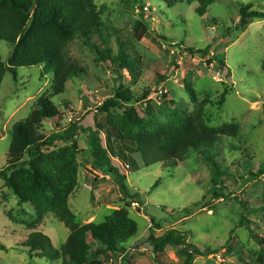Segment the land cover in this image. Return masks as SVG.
<instances>
[{
	"label": "rangeland",
	"instance_id": "374dc122",
	"mask_svg": "<svg viewBox=\"0 0 264 264\" xmlns=\"http://www.w3.org/2000/svg\"><path fill=\"white\" fill-rule=\"evenodd\" d=\"M94 3L104 27L92 38V43L100 49L109 47L115 54L125 44L132 60L138 63L136 77L131 78L127 72L118 74L107 56L99 61L97 51L77 37L69 53L85 74L72 78L66 92L52 98L60 116L45 123L38 134L53 136L64 132L72 122L98 130L96 118L104 122L105 116L95 115L94 99L98 95L104 102L111 99L120 84L137 95L149 92L150 96L139 106L161 124L173 121L176 113L186 115L201 110L212 128L225 125L238 128L235 136L229 133L232 136L225 137L211 151L234 178L235 188L230 185V198L216 197L211 190L212 170L196 152L176 167L164 163L145 167L141 156L133 154L139 169L125 171L129 193H123L107 176L86 186L89 182L84 176L92 173L93 168L89 159L84 158L80 160L83 175L80 173L76 197L70 198L72 211L83 224L103 223L113 212L125 207L129 196L138 195L141 207L135 208L129 201L130 217L137 221L140 233L129 242L134 255L128 256V264H184L178 249L173 247L159 254L160 263L152 257L146 232L161 234L171 229L190 232V241L203 253L208 248L219 250L218 254L197 255L193 264H264L260 244L264 240V20L242 27L239 18L240 7L249 4L253 10L264 13V0H218L203 16L196 12L200 7L196 0H94ZM140 17V24H136ZM229 28L231 33H227ZM209 46L212 64L187 51ZM0 54L4 61H9L10 45L0 41ZM219 64L226 66L224 71L216 69ZM43 70L18 69V80L10 73L0 87V171L8 165L9 130L30 117L41 96L51 94L53 73ZM218 71L223 72L218 75ZM188 86L194 95L191 96ZM225 92H228L226 101L220 106ZM164 95L176 102L169 106L170 111ZM90 135L88 130L82 137L78 133L81 146L87 150ZM100 137L105 146V136ZM247 169L261 176L249 180L242 175ZM152 219L161 224L162 231H158ZM34 232L50 237L57 248L70 234L53 214L38 223L33 206H21L0 178V264H60L30 257L22 244ZM113 260V264H122L119 258Z\"/></svg>",
	"mask_w": 264,
	"mask_h": 264
},
{
	"label": "trees",
	"instance_id": "16d2710c",
	"mask_svg": "<svg viewBox=\"0 0 264 264\" xmlns=\"http://www.w3.org/2000/svg\"><path fill=\"white\" fill-rule=\"evenodd\" d=\"M196 1L200 5L196 12L203 16L207 14L208 7L218 0ZM239 18L242 27H245L251 22L264 20V13L253 10L249 4L240 7ZM141 19L136 20V24H140ZM103 27L94 0H0V41L6 42L12 50L7 62L0 54V87L10 73L18 80L17 71L21 68H44V72L49 70L53 73L51 94L41 96L30 117L17 122L9 130L11 144L8 165L0 171V178L18 198L19 204L33 206L38 223L53 214L70 231L60 248L55 247L50 237L42 232L30 234L22 245L29 250L31 258L37 256L50 263L60 264H110L115 257L124 256L122 264H128V256L134 255L128 245L139 235L140 229L137 221L130 217L129 201L141 207L138 195L129 196L125 207L113 212L103 223L94 221L83 224L72 211L70 198L76 197L83 165L80 160L84 158L89 159L93 172L99 173L102 178L110 177L123 193H129L125 171L139 169L133 154L141 156L145 167L160 163L176 167L196 152L212 170L211 190L214 195L220 198L232 196L230 185L233 186L235 180L227 174L211 151L225 137L235 136L238 128L229 125L212 128L201 110L186 115L176 113L173 121L161 124L152 114L146 115L139 106L150 96L149 92L137 95L133 90H124L123 85L118 84L117 94L106 100L95 112V115L99 113L105 116L104 122L96 118L98 130L84 128L81 122H72L64 132H57L53 136L38 134L39 128L45 123L57 120L60 116L52 98L64 94L72 78L85 74L84 68L73 61L69 53V47L77 37L83 38L85 44L97 51L99 61L107 56L118 74L127 72L131 78L136 77L138 63L132 60L125 44H121L115 54L109 47L100 49L92 43V38L99 35ZM231 32L229 28L227 33ZM187 51L197 53L212 64L213 60L208 58L212 47L204 50L187 48ZM216 67L224 71L223 67L226 66L219 64ZM223 71H218V75ZM188 91L191 96L194 95L191 86H188ZM227 94L225 92L221 96L220 106L224 105ZM164 99L167 100L165 104L168 109L170 105L176 104L174 100H168L166 95ZM116 109L122 112L115 113ZM87 130L91 132L87 137L88 150L81 146L78 139V133L82 137ZM231 132L232 135L229 134ZM101 134L106 138L105 146ZM62 143L65 146H59ZM242 175L248 176L249 180L261 176L248 169ZM86 178L89 183L85 184L91 185L102 179L98 177L93 181L89 174ZM152 222L158 231H162L161 224L156 223L155 219ZM247 229L254 237H259L251 226ZM190 236V232L179 229L161 234L152 230L146 232L152 257L157 263H160L159 254L169 247L178 249L184 264H193L197 255L219 253V250L212 248L203 253L190 241ZM260 244L264 253V240H260Z\"/></svg>",
	"mask_w": 264,
	"mask_h": 264
},
{
	"label": "built area",
	"instance_id": "2783aa9c",
	"mask_svg": "<svg viewBox=\"0 0 264 264\" xmlns=\"http://www.w3.org/2000/svg\"><path fill=\"white\" fill-rule=\"evenodd\" d=\"M103 103H104V100H103L99 95L95 97V99H94V104H95V106H94V107H95L96 112H97V108H98L99 106H102ZM94 112H95V111H94ZM88 174H89V176L92 178L93 181L96 180L98 177L102 178V176H101L99 173L95 172V171L92 172V173L88 172ZM85 185L88 186V185H90V184H85ZM133 206H134L135 208H137V207H139V204H138V203H134ZM131 253L133 254V252H131ZM123 257H124V256H120V258H119L120 262H122ZM113 261H114V260H111V261H110V264H113Z\"/></svg>",
	"mask_w": 264,
	"mask_h": 264
},
{
	"label": "crops",
	"instance_id": "0c3cea01",
	"mask_svg": "<svg viewBox=\"0 0 264 264\" xmlns=\"http://www.w3.org/2000/svg\"><path fill=\"white\" fill-rule=\"evenodd\" d=\"M86 178V177H85ZM87 179V178H86ZM131 245V244H130Z\"/></svg>",
	"mask_w": 264,
	"mask_h": 264
}]
</instances>
